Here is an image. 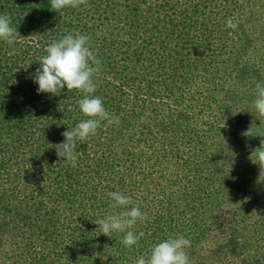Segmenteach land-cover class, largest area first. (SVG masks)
Listing matches in <instances>:
<instances>
[{
	"label": "trees",
	"instance_id": "trees-1",
	"mask_svg": "<svg viewBox=\"0 0 264 264\" xmlns=\"http://www.w3.org/2000/svg\"><path fill=\"white\" fill-rule=\"evenodd\" d=\"M14 1L17 54L0 40V264H136L177 237L190 240L191 264H240L236 245L264 208V167L251 160L260 146L241 135L264 130L254 107L264 14H243L234 31L210 0H87L92 14ZM68 34L89 38L101 62L91 95L119 118L78 141L75 167L54 146L86 119L83 94L35 83L46 48ZM194 187L207 201L197 208ZM113 191L147 215L131 248L95 223L125 210L111 207Z\"/></svg>",
	"mask_w": 264,
	"mask_h": 264
},
{
	"label": "clouds",
	"instance_id": "clouds-1",
	"mask_svg": "<svg viewBox=\"0 0 264 264\" xmlns=\"http://www.w3.org/2000/svg\"><path fill=\"white\" fill-rule=\"evenodd\" d=\"M86 2L87 0H50V7L53 11L58 12L69 7L76 8ZM11 23L10 16L0 15V40L12 47V51L8 52L10 56L17 54L14 44L19 37ZM226 27L235 30L238 28V22H234L230 18L226 22ZM46 53L40 58V67L37 68L35 74V83L38 85L37 93L57 95L61 89L66 87L67 91L77 90L83 94L78 105L86 119L81 120L73 129L61 133L64 141L54 146L57 157L65 159L75 167L78 141H85L95 135L102 121H107V124L104 125L107 127L113 123L119 124V118L113 119L105 110L102 99L91 95L96 90L93 76L100 71L101 62L90 50L89 38L86 35L68 34L58 42L53 41L46 48ZM255 87L254 107L258 116L264 118V83L257 82ZM241 135L254 136L250 129ZM251 160L260 168L264 167V145L261 144L255 150V159ZM107 195L112 201L113 209L125 210L107 215L95 223L99 225L100 233L105 236L110 237L113 232L125 233L121 243L125 247L131 248L145 235L142 231L136 234L132 229L138 220H146L147 215L135 206L127 210L128 206L132 204L131 197L125 196L119 191L109 192ZM190 246V240L183 237L169 238L153 246L151 254L147 258L139 257L136 264H191L186 252V248Z\"/></svg>",
	"mask_w": 264,
	"mask_h": 264
},
{
	"label": "rangeland",
	"instance_id": "rangeland-1",
	"mask_svg": "<svg viewBox=\"0 0 264 264\" xmlns=\"http://www.w3.org/2000/svg\"><path fill=\"white\" fill-rule=\"evenodd\" d=\"M186 1L193 3L199 0H186ZM210 1L212 5L216 6L214 10V14H233L234 22H238V28L235 29L234 31L239 29L240 17H242L243 14H264V0H210ZM0 5H1L0 14H21L22 5H19L18 2L14 0H5V2L0 3ZM86 10H88L87 14L93 13L92 7L90 5L82 4L80 7L78 8L76 7L74 9V12H72V14H79L78 12H81V14H83V12ZM231 34H233L232 31L228 36H231ZM228 50L229 47H226L224 50L221 51V54H223L221 56L222 59H226ZM256 57H258V55ZM210 60H217V58H211ZM213 72L214 71H212V73ZM251 140L253 141V144H256L258 146H261V144L264 145V130L257 131L254 135V138H252ZM192 183H194V186L198 185V181L195 179L192 181ZM205 185L209 186L210 182L207 181ZM192 191L193 194L188 199V201L192 202V205L195 206L193 208H197L198 205L203 201L207 202L206 196L201 195L200 191L195 189V187L193 188ZM181 209L182 207L179 208V210ZM184 215L185 217L181 216L179 222L186 221V217L188 218V215L187 214ZM236 251L240 264H264L263 206L260 208L259 217L257 219H254L253 222L249 223L245 227L243 235L239 243L236 245Z\"/></svg>",
	"mask_w": 264,
	"mask_h": 264
}]
</instances>
